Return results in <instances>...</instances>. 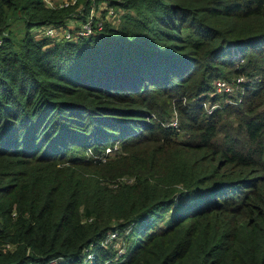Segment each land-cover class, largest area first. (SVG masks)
Segmentation results:
<instances>
[{
  "label": "trees",
  "instance_id": "1",
  "mask_svg": "<svg viewBox=\"0 0 264 264\" xmlns=\"http://www.w3.org/2000/svg\"><path fill=\"white\" fill-rule=\"evenodd\" d=\"M0 264H264V0H0Z\"/></svg>",
  "mask_w": 264,
  "mask_h": 264
},
{
  "label": "rangeland",
  "instance_id": "2",
  "mask_svg": "<svg viewBox=\"0 0 264 264\" xmlns=\"http://www.w3.org/2000/svg\"><path fill=\"white\" fill-rule=\"evenodd\" d=\"M37 31H43V28H39ZM223 81L222 79H220L219 81H216L214 84L216 86V90L218 93H221V94H227L226 96H222V98L213 103L211 102H208L205 104V108L206 110H208L209 112H211L215 107H217L218 105L220 104H223L224 102H228V103H238L239 101L236 99V96H237V88L235 86V84H233V82H229L227 80H225V83L226 85L224 86L223 85ZM221 82V83H220ZM116 239V238H114ZM116 248L119 250V252H124V248H125V245H124V242L121 241V240H118L117 243L115 244Z\"/></svg>",
  "mask_w": 264,
  "mask_h": 264
},
{
  "label": "built area",
  "instance_id": "3",
  "mask_svg": "<svg viewBox=\"0 0 264 264\" xmlns=\"http://www.w3.org/2000/svg\"><path fill=\"white\" fill-rule=\"evenodd\" d=\"M45 1V3L48 5V6H51V7H55V8H60V7H68V6H70V5H72V4H75L76 2H78V0H44ZM92 15H90V17H93V13H95V11L93 10L92 12ZM91 20L92 19H88V22H91ZM89 25V23L88 24H86V26H88ZM46 32H47V34H49V35H54V34H57L56 32H55V30L54 29H52V28H47V30H46ZM64 34H67V32L66 33H64ZM61 35V34H60ZM67 35H69V34H67ZM243 78H241L240 80H242ZM219 81V80H218ZM221 83V82H220ZM223 85L225 86L226 85V83H225V81H223ZM172 125H174V126H178V121H177V119H173V121H172ZM109 150V149H108ZM116 236V233H111V236H110V238L109 239H112V238H114ZM122 252V251H121Z\"/></svg>",
  "mask_w": 264,
  "mask_h": 264
}]
</instances>
